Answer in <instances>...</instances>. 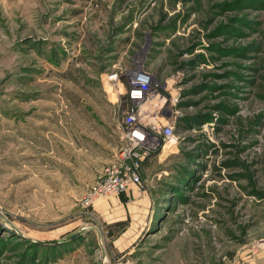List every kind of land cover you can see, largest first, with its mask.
<instances>
[{"label": "rangeland", "instance_id": "374dc122", "mask_svg": "<svg viewBox=\"0 0 264 264\" xmlns=\"http://www.w3.org/2000/svg\"><path fill=\"white\" fill-rule=\"evenodd\" d=\"M138 71L176 140L142 161L134 192L150 202L125 248L83 198L126 146L130 106L116 99ZM83 228L99 238L21 237ZM102 252L264 264V0H0V264H101Z\"/></svg>", "mask_w": 264, "mask_h": 264}, {"label": "built area", "instance_id": "2783aa9c", "mask_svg": "<svg viewBox=\"0 0 264 264\" xmlns=\"http://www.w3.org/2000/svg\"><path fill=\"white\" fill-rule=\"evenodd\" d=\"M109 78L115 79L116 74ZM120 85L122 92L116 100L130 106L121 114L120 123L121 138L126 146L118 151L104 173L91 185L83 198L86 207H92L96 199L120 196L131 188L140 192L142 161L159 145L164 149L176 140L172 125L159 115L163 98L153 88L147 72L138 71L127 87L123 83Z\"/></svg>", "mask_w": 264, "mask_h": 264}, {"label": "crops", "instance_id": "0c3cea01", "mask_svg": "<svg viewBox=\"0 0 264 264\" xmlns=\"http://www.w3.org/2000/svg\"><path fill=\"white\" fill-rule=\"evenodd\" d=\"M134 191L136 190L131 188V190L125 194L112 196L113 200H110L109 197H107L105 199L107 207L104 204L101 206L102 208L95 203L92 205L93 210L97 211L104 217H109L106 222V226L117 222L127 221L124 229L113 237L115 238V242L118 247L120 246L126 248L130 244L127 242L130 234L133 233L137 227L141 228L142 225L145 224L143 218L146 216L143 206L146 204L148 205L150 200L147 195H141L140 193H135Z\"/></svg>", "mask_w": 264, "mask_h": 264}, {"label": "water", "instance_id": "95a60500", "mask_svg": "<svg viewBox=\"0 0 264 264\" xmlns=\"http://www.w3.org/2000/svg\"><path fill=\"white\" fill-rule=\"evenodd\" d=\"M91 230H94L97 233V236L99 238V232L97 230H95L94 228H83V229L79 230L78 232H76L75 234H73V235H71V236H69L67 238L61 239V240L37 241V240H32V239H29V238H25L22 235H21V237L26 239L27 241L33 243V244L43 245V246H54V245L66 243V242L71 241L73 239H76V238H78L80 236H83V235H85V233H87V232H89ZM101 264H107V259H106V256H105V254L103 252H102V262H101Z\"/></svg>", "mask_w": 264, "mask_h": 264}, {"label": "trees", "instance_id": "16d2710c", "mask_svg": "<svg viewBox=\"0 0 264 264\" xmlns=\"http://www.w3.org/2000/svg\"><path fill=\"white\" fill-rule=\"evenodd\" d=\"M126 222H117L111 225L106 226V234L109 238L115 237L120 231L124 229ZM116 229V230H115Z\"/></svg>", "mask_w": 264, "mask_h": 264}]
</instances>
